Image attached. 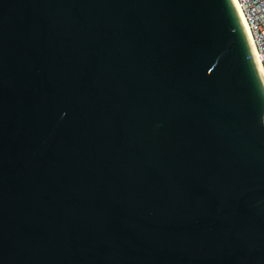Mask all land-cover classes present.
Returning a JSON list of instances; mask_svg holds the SVG:
<instances>
[{
	"label": "water",
	"instance_id": "water-1",
	"mask_svg": "<svg viewBox=\"0 0 264 264\" xmlns=\"http://www.w3.org/2000/svg\"><path fill=\"white\" fill-rule=\"evenodd\" d=\"M0 264H264L231 0H0Z\"/></svg>",
	"mask_w": 264,
	"mask_h": 264
},
{
	"label": "built area",
	"instance_id": "built-area-1",
	"mask_svg": "<svg viewBox=\"0 0 264 264\" xmlns=\"http://www.w3.org/2000/svg\"><path fill=\"white\" fill-rule=\"evenodd\" d=\"M254 44L257 60L264 73V0H236Z\"/></svg>",
	"mask_w": 264,
	"mask_h": 264
},
{
	"label": "bare ground",
	"instance_id": "bare-ground-1",
	"mask_svg": "<svg viewBox=\"0 0 264 264\" xmlns=\"http://www.w3.org/2000/svg\"><path fill=\"white\" fill-rule=\"evenodd\" d=\"M231 1H232L233 5H234L235 9L237 10V12H238V14H239V17H240V19H241V21H242V24H243V26H244V28H245V31H246V33H247V36H248V39H249V42H250V45H251V48H252L253 54H254V56H255V59H256V62H257V65H258V68H259V71H260V74H261V77H262V80H263V83H264V73H263V71H262V68H261V66H260V64H259V62H258V60H257L256 52H255V48H254V44H253V42H252V39H251V36H250V33H249V29H248V27H247V24H246V21H245V19H244V16H243V14L241 13V11H240V9H239V7H238V5H237L236 0H231Z\"/></svg>",
	"mask_w": 264,
	"mask_h": 264
}]
</instances>
